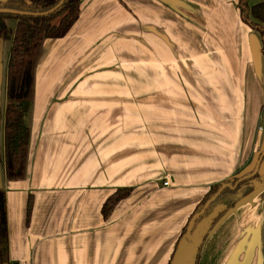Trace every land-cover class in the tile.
I'll return each instance as SVG.
<instances>
[{"label":"crops","instance_id":"obj_1","mask_svg":"<svg viewBox=\"0 0 264 264\" xmlns=\"http://www.w3.org/2000/svg\"><path fill=\"white\" fill-rule=\"evenodd\" d=\"M25 123L23 180L4 177L0 129L10 264H169L210 189L264 152L260 35L237 0H81L66 36L43 42ZM197 264H264V184Z\"/></svg>","mask_w":264,"mask_h":264},{"label":"trees","instance_id":"obj_2","mask_svg":"<svg viewBox=\"0 0 264 264\" xmlns=\"http://www.w3.org/2000/svg\"><path fill=\"white\" fill-rule=\"evenodd\" d=\"M60 1L11 0L7 4H0V9L42 14L55 8ZM80 1L63 0L62 4L53 13L45 16L0 13V41L2 43L10 42L6 64V105L0 123L3 134L4 177L7 181L23 180L26 176L30 128L25 123V118L30 113L34 102L35 72L43 42L47 39H61L66 36L79 18ZM237 8L241 21L260 35L264 58V3L249 6V0H237ZM9 22H14L12 28L9 27ZM249 172L251 170L246 173ZM241 175L231 180L236 182ZM262 184H264V178L258 171L253 178L243 181L235 190L226 189L223 191L213 205L223 203L230 210L239 201L235 198L238 191L241 192L243 198ZM219 186L210 189L194 213L199 211L205 202L216 193ZM130 192L131 190L127 188L119 189L110 196L103 204L101 210L103 217L106 218L114 206L125 199ZM30 209L31 201L29 200L27 215H29ZM186 226L181 236L184 234ZM0 264H10L8 259L6 203L2 190H0Z\"/></svg>","mask_w":264,"mask_h":264},{"label":"water","instance_id":"obj_3","mask_svg":"<svg viewBox=\"0 0 264 264\" xmlns=\"http://www.w3.org/2000/svg\"><path fill=\"white\" fill-rule=\"evenodd\" d=\"M11 0H0V4H7ZM60 3L52 10L42 14L22 13L9 9H0V13L26 15V16H45L53 13L61 4ZM0 44L2 42L0 41ZM264 160V152H262L255 162L251 172H244L236 182L230 180L229 182L222 183L216 193L205 202V204L193 214L189 220L184 234L178 240L170 264H197L199 253L207 238L208 234L213 229L216 222L227 212V206L223 203L213 205L223 191L235 190L237 186L243 181L253 178L259 171L261 162ZM236 199H241L242 194L238 191Z\"/></svg>","mask_w":264,"mask_h":264},{"label":"rangeland","instance_id":"obj_4","mask_svg":"<svg viewBox=\"0 0 264 264\" xmlns=\"http://www.w3.org/2000/svg\"><path fill=\"white\" fill-rule=\"evenodd\" d=\"M9 27L14 26V22L8 23ZM5 46L0 50V108L4 107L6 103L5 91H6V64L9 54L10 42H5ZM256 162V161H255ZM255 162L251 165L249 170L252 171Z\"/></svg>","mask_w":264,"mask_h":264},{"label":"built area","instance_id":"obj_5","mask_svg":"<svg viewBox=\"0 0 264 264\" xmlns=\"http://www.w3.org/2000/svg\"><path fill=\"white\" fill-rule=\"evenodd\" d=\"M162 185H163V187H167L169 185L168 180L167 179H164Z\"/></svg>","mask_w":264,"mask_h":264}]
</instances>
